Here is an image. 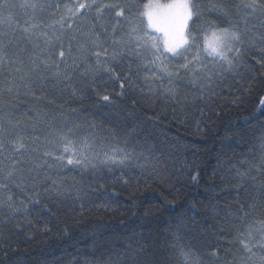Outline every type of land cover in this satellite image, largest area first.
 <instances>
[{"label": "snow or ice", "instance_id": "1", "mask_svg": "<svg viewBox=\"0 0 264 264\" xmlns=\"http://www.w3.org/2000/svg\"><path fill=\"white\" fill-rule=\"evenodd\" d=\"M249 56L264 68V0H0V264L22 236L51 231L46 219L38 227L46 216L78 201L83 209L105 179L163 180L154 147L97 150V126L70 119L66 105L95 97L115 108L140 95L162 99L179 120L251 87ZM21 96L55 108L21 109ZM258 140V153L220 165L232 201L214 197L174 233L182 264H264V131ZM188 174L198 182L199 171ZM132 251L131 264H157L144 244Z\"/></svg>", "mask_w": 264, "mask_h": 264}, {"label": "trees", "instance_id": "2", "mask_svg": "<svg viewBox=\"0 0 264 264\" xmlns=\"http://www.w3.org/2000/svg\"><path fill=\"white\" fill-rule=\"evenodd\" d=\"M63 2L71 5L73 0ZM248 63L254 77L251 87L244 81L245 90L233 89L231 94L225 91V99L216 100L210 108L199 104L185 109L179 120L162 99L140 95L136 96L137 104L125 97L117 101L115 108L100 104L95 97L66 105L63 111L70 119L97 126V150L111 153L135 149L148 155L147 149L154 147L163 180L150 178L145 182L140 178L123 186L105 179L104 188L96 196L115 193L111 199L94 196L92 201L84 202L83 209L78 201L74 211L61 208L58 218L46 216L38 227L46 219L51 231L22 236L17 250L9 254V264H131L130 257L135 255L132 249L138 243L149 248V259L155 253L157 264H182L179 249L171 247L174 233L182 235L178 229L190 218H203L209 203L216 202L214 197L219 196L218 202L224 203L236 195L228 184L221 183L222 162L242 160L249 150L258 153V137L264 131V106L260 103L264 99V68L251 56ZM20 100L26 101L21 109L55 108L46 100L23 96ZM72 108L80 110L78 117L71 115ZM86 130L87 125L81 134ZM185 165L188 171H182ZM189 171H199L198 182H191ZM147 174L145 170L144 175ZM103 175L113 174L105 169ZM73 177L80 179L76 171L69 179Z\"/></svg>", "mask_w": 264, "mask_h": 264}]
</instances>
